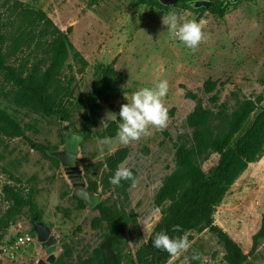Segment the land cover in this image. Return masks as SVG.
<instances>
[{"label": "rangeland", "instance_id": "obj_1", "mask_svg": "<svg viewBox=\"0 0 264 264\" xmlns=\"http://www.w3.org/2000/svg\"><path fill=\"white\" fill-rule=\"evenodd\" d=\"M170 12L204 22V39L195 50L185 47L163 25V15ZM44 19L65 34L70 44L67 59L49 85L52 99L59 109L61 103L69 119L65 113L46 114L27 105L0 71V112L17 125L15 131L0 132V216L9 206L2 191L5 184L23 195L33 192L41 220L57 240L59 255L73 263L94 256L108 233L106 222L98 210L79 205L62 166L34 146L62 149L63 126L68 124L84 135L78 157L87 189L122 217L124 230L115 244L119 264H231L212 226L223 231L245 256L238 264H264V238L254 247L252 240L264 216V149L229 186L211 214V224H206L195 203V189L208 181L219 164L224 150L217 151L208 135L220 131L224 121L211 120L205 127L189 122L192 113H217L223 102L227 104L223 111L231 114L236 100H252L254 107L233 136V144L264 110V0H238L222 17L174 6L159 9L138 0H0V48L6 65L25 74L35 60L44 58V46L39 45ZM75 52L86 61L83 68L73 57ZM43 63L46 68L47 62ZM108 64L116 74L101 103L100 117L91 125L92 135L86 137V101ZM207 79L218 82L208 93L203 89ZM160 80L169 85L163 99L168 108L167 127L153 128L150 136L126 145L116 134L109 136L110 125L117 127L120 122L118 113L127 103L125 97L130 99L133 92ZM108 112L117 114V119L107 122ZM181 148L203 150L197 159L191 158L199 168V181L194 179L191 188L189 179L190 188L166 200L162 183L174 173L176 152ZM118 167L129 169L132 177L114 186L109 178ZM30 218L23 207L0 230L1 264H34L41 257L36 236L13 259L8 255L13 237L32 233ZM174 225L181 230L173 231ZM161 231L170 237L186 234L188 249L171 255L154 248L152 239Z\"/></svg>", "mask_w": 264, "mask_h": 264}, {"label": "trees", "instance_id": "obj_2", "mask_svg": "<svg viewBox=\"0 0 264 264\" xmlns=\"http://www.w3.org/2000/svg\"><path fill=\"white\" fill-rule=\"evenodd\" d=\"M140 3L156 7L159 9L169 8L161 5L157 0H138ZM211 3L208 8H194L191 7L187 0H178L174 5L175 8L187 10L190 12L202 13L207 11L208 13L222 17L229 6L233 3L230 0H210ZM38 18H42V15ZM42 27L39 30V45L43 47V57L35 60L28 70L23 74V71H17L14 68L5 64V55L0 48V71H4L6 79L17 88L18 91L27 100V105L31 106L36 111L44 112L46 114L62 113L66 120L69 119V115L66 114V110L63 109L61 103L58 104L49 92L50 82L62 66L63 62L68 57V49L70 44L67 42L66 35L60 32L51 21L44 19ZM35 26V24H34ZM42 41V43L40 42ZM73 57L80 63L81 68L86 65L79 53H74ZM47 62V67L44 68V61ZM116 72L111 67V64L106 65L101 73L100 82L93 94L87 99L88 113L84 116L85 127L84 132L86 137L92 135L91 125L96 122L100 117L101 103L105 100L107 93L109 92L113 78ZM218 85L217 81L207 79L203 84L205 92L213 91ZM191 97L195 98V95L188 93ZM231 95L235 96L232 92ZM216 97V96H215ZM217 99V97H216ZM227 106L226 102L219 105L221 109L211 114L209 112L192 113L189 116V122L193 124L202 125L205 127L207 122L211 120L224 121V125L220 131H210L208 139L213 145L218 146L217 151L222 152L219 164L208 181L202 183L196 191L195 203L200 207L201 220L206 224H211V214L222 200L224 194L228 190L229 186L237 178V176L245 170L248 163L254 161L264 149V110L257 116L254 124L250 127L243 136H241L235 143H232V138L241 126L245 122L248 114L253 109L254 104L252 100H246L245 98L236 100L235 109L231 114L223 111ZM8 130H17L15 122L3 112H0V132L7 133ZM117 132L115 125H110L108 135L114 136ZM201 130L197 131L200 134ZM106 135V134H105ZM35 148L41 151L42 155L49 158L56 164H60L57 159L48 155L47 151L52 150L47 145L35 144ZM54 149V148H53ZM203 150H187L184 148L179 149L176 152V169L173 174L167 176L162 183V195L163 198L173 200L174 196H178L185 189L190 188L187 181L191 180V188L194 185V179L199 181V168L195 167L193 158L197 159ZM188 173L192 176L189 177ZM94 190L95 188H90ZM4 195L9 201V206L6 211L0 216V230L3 227L10 225L15 216L20 212V209L27 207V211L31 217L36 216L38 220H41V215L37 209V205L34 201V193L30 192L23 195L22 192L13 185L5 184L2 189ZM81 207H85L84 203L76 198ZM93 209L99 211L100 218L104 220L108 227V233L105 235H112L111 241L112 248L116 255V264H119V256L116 252L115 244L120 240L123 233V226L121 224L122 217L118 216L111 208L105 207L99 202ZM212 230L217 234L218 238L223 242L227 253L231 257V264H238L240 260L245 259L241 254L238 246L234 243L223 231L218 227L212 226ZM32 231V235L35 236V232ZM104 237V239H105ZM264 238V216L261 220L259 230L252 236L253 247L259 240ZM58 262L60 264H101V256L99 247L95 250V254L92 258L80 260L76 263L69 262L64 259L63 255H59ZM1 264V262H0Z\"/></svg>", "mask_w": 264, "mask_h": 264}, {"label": "clouds", "instance_id": "obj_3", "mask_svg": "<svg viewBox=\"0 0 264 264\" xmlns=\"http://www.w3.org/2000/svg\"><path fill=\"white\" fill-rule=\"evenodd\" d=\"M199 0H187L191 7ZM163 25L167 31L172 33L185 47L195 50L204 39L202 32L203 21L184 19V14L170 12L162 17ZM169 91L167 80H160L154 86L143 87L132 93L127 103L120 106L118 113L119 123L117 125L116 137L122 144H128L151 135V130H163L168 124V108L165 107L163 99ZM117 114L106 113V120L114 121ZM132 172L123 167H118L109 178V183L119 186L122 180L131 179ZM180 225H174L173 231H180ZM152 246L156 249L167 251L171 255H178L189 247L186 234L181 237H170L167 232L161 231L152 239ZM195 258V257H194Z\"/></svg>", "mask_w": 264, "mask_h": 264}, {"label": "water", "instance_id": "obj_4", "mask_svg": "<svg viewBox=\"0 0 264 264\" xmlns=\"http://www.w3.org/2000/svg\"><path fill=\"white\" fill-rule=\"evenodd\" d=\"M163 6H174L178 0H157ZM236 2L238 0H230ZM210 0H199L194 8H208ZM64 143L63 148L59 150H48L51 157L57 159L62 166L65 174L69 178L73 187L72 194L81 200L87 208L95 207L101 200L99 194L88 190L84 182L82 170L79 167V143L84 135L75 133L68 124L63 126ZM32 229L35 232L36 240L40 243L42 249L41 257L34 264H60L58 262L59 249L55 236L51 229L36 216L30 218ZM112 235H107L99 244L101 264H116V255L113 251L111 241Z\"/></svg>", "mask_w": 264, "mask_h": 264}, {"label": "built area", "instance_id": "obj_5", "mask_svg": "<svg viewBox=\"0 0 264 264\" xmlns=\"http://www.w3.org/2000/svg\"><path fill=\"white\" fill-rule=\"evenodd\" d=\"M34 240V236L30 232L18 233L8 245V255L11 259L15 257L18 250L22 249ZM6 249V250H7Z\"/></svg>", "mask_w": 264, "mask_h": 264}]
</instances>
